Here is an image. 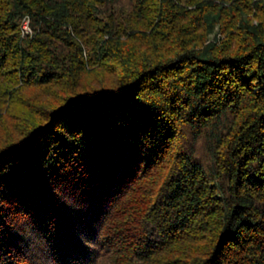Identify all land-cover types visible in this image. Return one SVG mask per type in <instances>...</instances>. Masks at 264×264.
I'll return each instance as SVG.
<instances>
[{"label": "trees", "instance_id": "16d2710c", "mask_svg": "<svg viewBox=\"0 0 264 264\" xmlns=\"http://www.w3.org/2000/svg\"><path fill=\"white\" fill-rule=\"evenodd\" d=\"M0 264H264V0H0Z\"/></svg>", "mask_w": 264, "mask_h": 264}, {"label": "rangeland", "instance_id": "374dc122", "mask_svg": "<svg viewBox=\"0 0 264 264\" xmlns=\"http://www.w3.org/2000/svg\"><path fill=\"white\" fill-rule=\"evenodd\" d=\"M224 34L222 33V30L219 29V27H216V29L214 30L213 33L210 34L209 36V39L207 41V43H210V42H218L220 39H223L224 38Z\"/></svg>", "mask_w": 264, "mask_h": 264}, {"label": "built area", "instance_id": "2783aa9c", "mask_svg": "<svg viewBox=\"0 0 264 264\" xmlns=\"http://www.w3.org/2000/svg\"><path fill=\"white\" fill-rule=\"evenodd\" d=\"M33 31L30 27V19L29 17H25L23 20V24H22V34L26 35V34H32Z\"/></svg>", "mask_w": 264, "mask_h": 264}]
</instances>
